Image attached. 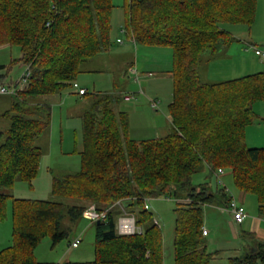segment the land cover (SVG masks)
I'll list each match as a JSON object with an SVG mask.
<instances>
[{
	"label": "trees",
	"instance_id": "16d2710c",
	"mask_svg": "<svg viewBox=\"0 0 264 264\" xmlns=\"http://www.w3.org/2000/svg\"><path fill=\"white\" fill-rule=\"evenodd\" d=\"M124 7L122 31L134 45L171 51L172 130L133 140L128 114L114 109L122 94L84 89L80 97L88 96L89 104L81 115L80 170L52 179L51 194L71 203L0 193V221L11 199L12 222V244L0 251V264H55L36 261V247L45 237L52 246L68 238L62 219L84 218L89 204L108 210L105 221L94 223L93 261L57 264H164L160 225L144 208V199L162 196L176 199L174 264H209L215 254L207 251L202 233L204 210L227 206L230 199L217 184L218 169L231 174L237 190L253 195L264 214V148L247 146L245 136L257 120L253 105L264 102V70L219 82L201 78L203 67L206 72L235 39L224 25L250 27L257 0H124ZM113 9L112 0H0V46L18 47L20 58L10 64L30 69L27 84L10 95L0 114L10 123L0 130V187L17 180L32 185L43 157L37 141L50 129L52 115L50 103L39 99L74 89L82 65L110 52ZM204 169L215 177L216 190L193 185ZM122 210L134 215L142 233H117ZM256 248L232 264H264V243Z\"/></svg>",
	"mask_w": 264,
	"mask_h": 264
},
{
	"label": "rangeland",
	"instance_id": "374dc122",
	"mask_svg": "<svg viewBox=\"0 0 264 264\" xmlns=\"http://www.w3.org/2000/svg\"><path fill=\"white\" fill-rule=\"evenodd\" d=\"M258 1L259 4L257 6H260V12H262L264 0ZM112 3L114 5L111 18L112 48L109 53L97 56L96 59L83 64V73L78 75L75 82L78 85L79 83L82 84L89 94H122L123 98L129 99L128 101L121 100L114 106V109L116 112H126L129 115V137L131 139H156L159 134L163 137L169 131L166 130V126L169 123L168 105L172 99L171 51L166 48L158 51L157 48L153 49V47L134 46L131 40L127 38L125 32L122 29L120 30V27L123 28L125 23L124 0H112ZM236 26H238L236 28L246 27L248 29V26L245 25ZM224 28L230 30L235 28V26L224 25ZM234 37V41L227 48L234 49L235 46H238L239 54L240 50H242V55L246 58L245 60L253 65L255 63L261 64V68L256 71H263L264 62L255 56L251 46H256L264 53V41L251 40L253 44H247L244 43L245 40L240 39L236 35ZM116 39L121 40L122 44L117 43ZM150 49L151 51H147ZM6 50L3 54L9 55L10 52L13 54L19 53V48L16 46H10ZM124 50H127L126 53ZM129 50L130 52H128ZM146 51L152 53L149 54L151 56L164 55V52H166L171 57V63L166 64L164 56H162L160 65L156 67L146 58ZM225 54L226 51L222 55L216 56L222 60L219 61V65L214 67L217 71L221 69L225 71L228 67L225 65ZM156 60L159 61L157 57ZM6 62L8 68L4 70V73L7 75L5 85H15L18 89L24 72H21L22 69H20L17 63L11 65L10 58ZM129 62H135L133 72L125 71L126 64ZM205 68L206 66L203 67L201 78L206 81L211 80L212 78H208ZM135 72H137V76ZM148 73H151V77H148ZM10 80L13 83H10ZM211 81L216 82L220 80L212 79ZM43 100L50 103L52 115L50 129L37 141V145L43 151L37 176L32 181L31 186L27 182L17 180L10 188L0 187V193L11 195L15 199L51 200L71 203V201L55 197L51 194L52 179L54 176L74 174L80 170V153L83 150L81 115L89 104V97H79L76 95L74 89L69 88L58 95H50L47 98L42 97L39 99V102L41 103ZM154 100L158 101L155 108L150 105V102ZM8 102H10V95L0 94V114L7 109L6 105ZM9 126L8 119L0 118V130L5 131ZM205 176L206 173L204 174V172L195 174L193 185H200L199 183L204 181ZM226 179L232 192H235L237 189L233 185L229 172H227ZM249 196L252 198L249 201V206L251 205L250 209H255L256 211L258 208L256 198L253 195ZM231 198L233 197L231 196ZM7 204V215L3 221H0V251L12 244L11 199ZM147 204L149 206L148 211L152 214L153 220L155 218L158 221L163 235L164 264H174L173 230L175 223L174 210L177 206L176 199L172 196H162L148 200ZM91 205L94 204H89L87 207L89 208ZM245 206L247 207V205L243 207ZM229 216L228 212L220 208L209 207L204 210L203 228L209 232V236L205 237L207 251L215 254V257L210 260L209 264H230L229 249L241 242L234 237L228 224L230 220ZM61 229L68 233V238L52 246L50 238L45 237L35 249L34 257L36 261L55 264L93 261L95 243L94 223L84 218L70 221L65 216L61 221ZM76 240L79 241L78 247L72 248L71 243Z\"/></svg>",
	"mask_w": 264,
	"mask_h": 264
},
{
	"label": "crops",
	"instance_id": "0c3cea01",
	"mask_svg": "<svg viewBox=\"0 0 264 264\" xmlns=\"http://www.w3.org/2000/svg\"><path fill=\"white\" fill-rule=\"evenodd\" d=\"M258 4H259V1L257 0V5ZM263 10H264V8H262V12H260V6H257L256 17H255L254 23L250 27H248V29L246 27L245 28H243V27L236 28L238 26L234 25L235 28L230 29L228 31L233 36L236 35L240 39L245 40L244 43H247V44H249V43L253 44L251 40H256L258 42L264 41V11ZM241 26H244V25H241ZM121 29H122V27H120V30ZM118 40L119 39H116V42H118ZM118 43L122 44V41L120 40ZM9 47L10 46H8V45L0 46V54H1L0 55V66L5 67L4 69H0V76H4V77L0 78L1 79L0 84H5L7 82L6 81L7 75L4 73V70L8 68L6 61L9 58H10L11 62H12V60H18L20 58V52L14 53V54L10 52L9 55L3 54V52L7 51L6 49H8ZM126 51L127 50H124L125 53H126ZM147 51H151V49L147 50ZM147 51H146V53H147L146 58L148 60H150L151 61L150 63H152L156 67L160 65L162 56H164V62L166 64L167 63L169 64V62L171 63V57L166 52H164V55L158 54L157 56H151L149 54H152V53L147 52ZM158 51H160V50H158ZM225 51H226V54H225L226 64L225 65H226V67L227 66L228 67L226 68L225 71L223 69L217 71L216 69H214V67H216V65H219L218 64V63H220L219 61H222V60H220L221 58H219V57L212 59L207 65L206 73H207L208 78H212L215 80L217 79L220 81H223V79H225V81H226V80L236 79V78H240V77H243L246 75L253 74L250 72H257L256 70H259V68H261V64H259V63H255V65H253V64L247 62L245 60L246 59L245 56L242 55L243 54L242 50H240V54H239L238 46H235L234 49L224 48V52ZM128 52H130V50ZM224 52H221L219 55H222ZM255 56H257V55H255ZM156 57L159 59V61L156 60ZM257 57L260 58L259 56H257ZM260 60H261V58H260ZM261 61L264 62L263 60H261ZM17 65L20 66V69H22L21 72L23 73L24 68H25L24 65L19 63V62L17 63ZM126 66H128V67L130 66L128 71L133 72V67H135V62H129L126 64ZM262 68H263V66H262ZM135 73L137 76V72H135ZM148 77H151V73H148ZM211 80H209V81H211ZM212 82H215V81H212ZM216 82H219V81H216ZM10 83H13V81L10 80ZM79 86L87 91V89L82 84L79 83ZM75 93H76V91H75ZM77 96H79V95H77ZM122 100L128 101L129 99L122 98ZM154 101L157 102V104H158L157 100H154ZM7 105H6V107H7ZM253 110H254L255 114L257 115V120L255 121L254 124H252L246 128V131H245L246 144H247V146L252 147V148H264V102L262 101V102L255 103L253 105ZM168 121H169V123L166 126V130H169V131L167 134H169L172 130V125H171L170 119ZM129 126H130V119H129ZM160 137H161V135L159 134L157 136V138H160ZM202 172H204V174L206 173V176L204 177L205 178L204 181L202 183H199V184L200 185L206 184L207 188L210 189L211 191L216 190L217 185H216L215 177L212 176L209 178L207 169H204ZM226 175H227V172H225V174L222 176V178H223V182L225 184L224 187L227 189L228 196L230 198H231V196L233 198H235V200H237V202H239V204H241L242 206L247 205V207L246 206L244 207L247 216L241 224H235L231 218V215L229 216L230 220L228 221V224H229V226H230V228L234 234V237L241 241L235 247L229 249V251H230L229 252V259H230V264H232V262L234 260H236L238 258L241 259L246 254H248L250 252H255L257 250L256 243H264V214H261L259 212L258 208L256 210L257 213H256L255 209L254 210L250 209L251 205L249 206V201L252 198L248 194H245L239 190L232 192V190L230 189V187L227 184ZM209 207L220 208V209L228 212L227 208H226L227 206L219 207V206L212 205V206H206L205 209H207ZM246 210H248L249 212ZM206 231H207V235L205 237L209 236L208 230H206Z\"/></svg>",
	"mask_w": 264,
	"mask_h": 264
},
{
	"label": "built area",
	"instance_id": "2783aa9c",
	"mask_svg": "<svg viewBox=\"0 0 264 264\" xmlns=\"http://www.w3.org/2000/svg\"><path fill=\"white\" fill-rule=\"evenodd\" d=\"M120 40H118L119 42ZM252 49L254 50L255 55L259 56L261 60L264 61V53L261 52L256 46H251ZM30 77V69L29 67L24 68V76L21 79L20 84L17 86L15 85H5V84H0V94L4 95H13L16 93L17 90H21L25 87L27 84V81ZM17 85V84H16ZM73 88L77 92L79 96L83 95L85 93L84 89L79 88V86L76 83H73ZM151 107L155 108L157 105V102L151 101L150 102ZM225 174V171L223 169H218L215 172V177L217 180V184L220 186H224L223 178L222 176ZM227 192V189H226ZM150 200L149 198L144 199V208L145 210H149V206L147 204V201ZM119 204V202L117 203ZM227 211L230 213L232 220L235 224H241L244 219L246 218V212L244 207L239 204L234 198H230L228 205H227ZM107 212L108 210L104 211H98L95 205H91L89 208L87 207L84 212H83V217L88 220L91 223L95 222H103L107 218ZM155 224H158V221L154 218ZM116 231L119 235L123 236H131L135 234H140L142 233V228L137 225L136 219L134 215L126 213L124 210H122V214L117 218L116 220ZM203 235H207V231L203 228ZM78 240L74 241L71 243L72 248H77L78 247Z\"/></svg>",
	"mask_w": 264,
	"mask_h": 264
},
{
	"label": "water",
	"instance_id": "95a60500",
	"mask_svg": "<svg viewBox=\"0 0 264 264\" xmlns=\"http://www.w3.org/2000/svg\"><path fill=\"white\" fill-rule=\"evenodd\" d=\"M100 222H97V224H99Z\"/></svg>",
	"mask_w": 264,
	"mask_h": 264
}]
</instances>
